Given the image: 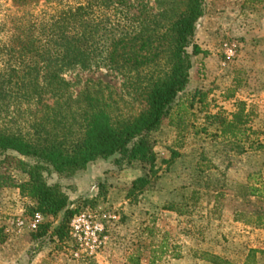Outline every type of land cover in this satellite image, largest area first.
<instances>
[{
  "label": "rangeland",
  "instance_id": "374dc122",
  "mask_svg": "<svg viewBox=\"0 0 264 264\" xmlns=\"http://www.w3.org/2000/svg\"><path fill=\"white\" fill-rule=\"evenodd\" d=\"M144 1L158 10L156 0ZM205 1L196 34L203 52L194 58L190 84L163 128L151 134L154 169L140 162L119 168L109 160L76 174L47 171L48 183L60 185L73 208L85 205L83 212L104 224L99 241L73 237L71 221L60 238L55 230L64 215L46 216L17 186H4L0 264H211L203 254L245 264L251 250L254 264H264V220L257 225L264 195H246L247 186H264V0ZM166 68L164 58L136 78L106 67H77L64 78L74 85L75 97L99 83L110 85L124 109L138 114L146 106L142 82ZM239 101L253 112L247 125L253 131L240 139L222 136L206 117L230 118ZM41 108L11 101L6 112L0 105V127L26 129ZM3 168L16 184L29 180L14 161ZM140 176H149L150 184L134 192L132 183ZM169 205L176 211L166 210ZM38 214L43 219L35 228ZM43 224L50 225L48 232L35 237Z\"/></svg>",
  "mask_w": 264,
  "mask_h": 264
},
{
  "label": "trees",
  "instance_id": "16d2710c",
  "mask_svg": "<svg viewBox=\"0 0 264 264\" xmlns=\"http://www.w3.org/2000/svg\"><path fill=\"white\" fill-rule=\"evenodd\" d=\"M156 1L157 11L144 0H0V105L6 112L11 101L42 107L40 117L26 129L0 127V187L17 186L46 216L64 215L55 230L60 238L85 205L73 208L62 187L48 183V169L76 174L109 160L119 168L140 162L154 169L157 154L151 134L187 90L194 58L203 52L196 34L206 1ZM164 58L167 68L141 84L146 106L138 114L124 109L110 85L99 83L75 97L74 85L64 78L77 67H106L136 78ZM50 99L52 104L47 103ZM252 114L247 103L239 101L230 118H206L220 126L222 136L240 139L253 131L247 128ZM13 161L28 181L16 184L2 172ZM149 184V176H140L131 190L144 192ZM247 190L248 196L264 195V186ZM165 209L176 211L173 205ZM263 220L258 214L257 225ZM49 227L39 226L35 237L46 235ZM254 254L251 250L245 264H254ZM201 259L233 264L214 254Z\"/></svg>",
  "mask_w": 264,
  "mask_h": 264
},
{
  "label": "built area",
  "instance_id": "2783aa9c",
  "mask_svg": "<svg viewBox=\"0 0 264 264\" xmlns=\"http://www.w3.org/2000/svg\"><path fill=\"white\" fill-rule=\"evenodd\" d=\"M42 215H36L32 225L37 227L38 224L42 221ZM104 224L100 222H94L92 217L87 213L82 212L74 216L70 222V230L73 237L82 240V238L92 237V240L96 243L99 241V234L104 231Z\"/></svg>",
  "mask_w": 264,
  "mask_h": 264
},
{
  "label": "crops",
  "instance_id": "0c3cea01",
  "mask_svg": "<svg viewBox=\"0 0 264 264\" xmlns=\"http://www.w3.org/2000/svg\"><path fill=\"white\" fill-rule=\"evenodd\" d=\"M163 128V125H161L157 130H161Z\"/></svg>",
  "mask_w": 264,
  "mask_h": 264
}]
</instances>
